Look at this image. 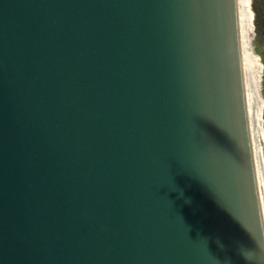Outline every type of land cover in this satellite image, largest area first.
<instances>
[{
	"label": "water",
	"instance_id": "95a60500",
	"mask_svg": "<svg viewBox=\"0 0 264 264\" xmlns=\"http://www.w3.org/2000/svg\"><path fill=\"white\" fill-rule=\"evenodd\" d=\"M254 236L236 0H0V264H250Z\"/></svg>",
	"mask_w": 264,
	"mask_h": 264
},
{
	"label": "bare ground",
	"instance_id": "6f19581e",
	"mask_svg": "<svg viewBox=\"0 0 264 264\" xmlns=\"http://www.w3.org/2000/svg\"><path fill=\"white\" fill-rule=\"evenodd\" d=\"M246 115L253 164L264 223V128L259 90L260 66L253 54L249 0H236Z\"/></svg>",
	"mask_w": 264,
	"mask_h": 264
},
{
	"label": "flooded vegetation",
	"instance_id": "af4514ba",
	"mask_svg": "<svg viewBox=\"0 0 264 264\" xmlns=\"http://www.w3.org/2000/svg\"><path fill=\"white\" fill-rule=\"evenodd\" d=\"M252 9L256 10L255 13L256 23L253 27V42H255L259 49V54H253L255 59L258 61L257 64L260 66V77H259V90L261 102L264 105V0H254L251 4Z\"/></svg>",
	"mask_w": 264,
	"mask_h": 264
},
{
	"label": "clouds",
	"instance_id": "9594fccd",
	"mask_svg": "<svg viewBox=\"0 0 264 264\" xmlns=\"http://www.w3.org/2000/svg\"><path fill=\"white\" fill-rule=\"evenodd\" d=\"M182 194V190H181ZM255 247L251 249H242L241 255L250 264H264V236H254Z\"/></svg>",
	"mask_w": 264,
	"mask_h": 264
},
{
	"label": "rangeland",
	"instance_id": "374dc122",
	"mask_svg": "<svg viewBox=\"0 0 264 264\" xmlns=\"http://www.w3.org/2000/svg\"><path fill=\"white\" fill-rule=\"evenodd\" d=\"M254 0H249V12L251 15V22L252 25H254L255 27V23H256V18H255V13H257L256 10L252 9L251 4L253 3ZM253 30V28H252ZM262 122H263V128H264V105L262 104Z\"/></svg>",
	"mask_w": 264,
	"mask_h": 264
},
{
	"label": "snow or ice",
	"instance_id": "6c2138e0",
	"mask_svg": "<svg viewBox=\"0 0 264 264\" xmlns=\"http://www.w3.org/2000/svg\"><path fill=\"white\" fill-rule=\"evenodd\" d=\"M221 264H223V261L221 260Z\"/></svg>",
	"mask_w": 264,
	"mask_h": 264
}]
</instances>
